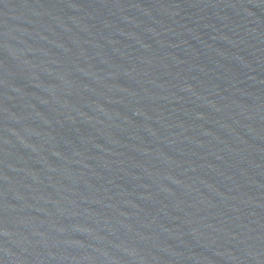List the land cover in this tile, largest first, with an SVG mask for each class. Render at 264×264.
<instances>
[{"label":"water","instance_id":"water-1","mask_svg":"<svg viewBox=\"0 0 264 264\" xmlns=\"http://www.w3.org/2000/svg\"><path fill=\"white\" fill-rule=\"evenodd\" d=\"M0 264H264V0H0Z\"/></svg>","mask_w":264,"mask_h":264}]
</instances>
